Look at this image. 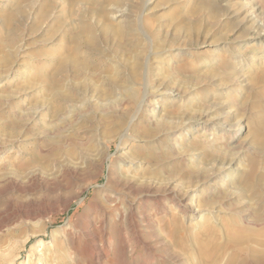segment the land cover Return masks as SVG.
Wrapping results in <instances>:
<instances>
[{
	"label": "rangeland",
	"instance_id": "374dc122",
	"mask_svg": "<svg viewBox=\"0 0 264 264\" xmlns=\"http://www.w3.org/2000/svg\"><path fill=\"white\" fill-rule=\"evenodd\" d=\"M255 1L0 0V222L11 217L0 223V264H96L91 236L103 231L98 237L111 245L104 264H141L143 247L118 249V233H130L102 201L112 184L97 187L114 162L139 183L131 197L154 225L143 228L156 256L165 252L153 231L183 264H264V131L253 128L264 125V60L252 59L262 53L245 17L264 5ZM242 72L249 82L235 90L232 78ZM166 90L171 99L155 109L166 125L148 123L147 105ZM215 99L226 102L212 114L234 110L227 123L243 119L236 148L221 127L193 131L178 122ZM233 151L243 168L216 186L209 175L228 166ZM170 180L202 211L191 216L179 207L172 219L168 201L158 210L147 189L163 197ZM30 204L46 211L21 218L18 210Z\"/></svg>",
	"mask_w": 264,
	"mask_h": 264
},
{
	"label": "bare ground",
	"instance_id": "6f19581e",
	"mask_svg": "<svg viewBox=\"0 0 264 264\" xmlns=\"http://www.w3.org/2000/svg\"><path fill=\"white\" fill-rule=\"evenodd\" d=\"M255 0H250V3L251 2H254ZM263 1V0H262ZM261 1V2H262ZM256 2V1H255ZM263 3V2H262ZM261 3V5H262ZM124 12V10H123ZM121 13H122V10L121 9H118L117 10V14H115V17H119L118 20L120 21H123L122 20V16H121ZM246 18V22H251V24H253V27L251 29V32H249L250 36H248L249 38H256L258 39V43L260 45V53H262V55H255L253 56V61H256V62H263L264 60V44H263V40H264V5L261 7L260 5H257L256 3L253 4L251 6V9L246 13L245 15ZM128 21V20H127ZM245 22V23H246ZM244 25V24H243ZM246 25V24H245ZM250 25V24H249ZM252 26V25H251ZM250 27V26H249ZM243 28V27H242ZM246 28V27H245ZM248 34V33H247ZM127 35V34H125ZM243 38V37H242ZM247 38V37H246ZM237 40V39H236ZM248 41L247 39L246 40H242V42H246ZM246 45V43L244 44ZM243 46V44H242ZM238 74V73H237ZM264 77V76H262ZM264 79V78H263ZM249 78H248V75L246 76L243 72L242 73H239V75H237L235 78H232V85H236V89L235 90H238V88H242L243 86H247L248 84V81ZM170 85V84H169ZM161 88V87H160ZM158 89L161 90V89ZM175 90V89H174ZM153 92V91H152ZM154 93V92H153ZM171 90H166L165 92L164 91H161L160 93H158L160 96L157 97L154 101H151V104H148L147 105V108L148 109H145L146 110V113L147 112L149 113L148 115H150V117L148 118L147 117V122L149 123H157L158 120H159V124H165V121L166 118L165 117H162L164 116L161 115V119L160 117L157 115H155V109H157V107L162 109L164 108L163 103H165L166 101L170 100L171 98H169L170 94H171ZM180 93V92H179ZM173 94V93H172ZM178 95V94H177ZM230 97V96H229ZM173 100V98H172ZM214 100V99H213ZM216 100V99H215ZM227 100V99H225ZM233 100V98H232ZM217 101V100H216ZM214 102L212 101L213 105H211V107L209 108H206V110L204 111H201V113L197 116H193V117H189V118H185L184 121L180 122L178 121L179 123L182 124V128L184 129L185 127H189V128H194L193 131L199 129L198 125L200 124H204L206 125V127H208L207 125H214V126H218V127H221L222 129H225V132H223L224 134H229L230 135V138H229V145H232V148L237 146L238 144V140H239V131L243 128V126H241V124L243 123V119H239V120H236V122H232L230 124H228L227 122L230 121L231 117L233 116V111H228V112H219L217 114H212L213 112L217 111L219 108L221 107H225L223 106L224 103H222L220 100L217 101V102ZM228 101V100H227ZM230 102H233V101H230ZM229 103V102H227ZM208 105V103H206ZM205 104V105H206ZM167 105V104H166ZM204 105V106H205ZM226 105V104H225ZM231 105V104H230ZM245 106V105H244ZM167 107V106H166ZM241 107V106H240ZM204 109V107H203ZM240 109H243L242 107ZM246 109V108H245ZM168 110V109H167ZM186 110V109H185ZM200 110V109H199ZM171 111V110H170ZM184 111V110H183ZM187 111V110H186ZM220 111V110H219ZM185 112V111H184ZM188 112V111H187ZM167 113H170V112H167ZM182 113V112H180ZM189 113V112H188ZM74 114V113H73ZM171 114V113H170ZM179 114V113H178ZM183 114V113H182ZM174 115V114H173ZM176 115H177V112H176ZM184 115V114H183ZM188 115V114H187ZM194 115V114H192ZM196 115V114H195ZM73 116V115H72ZM77 116V115H76ZM180 116V115H179ZM83 117V116H82ZM86 117V116H85ZM174 117V116H173ZM177 117V116H176ZM186 117V116H185ZM250 117V116H249ZM253 117V116H252ZM165 118V119H164ZM168 118V117H167ZM184 118V116H183ZM67 120V119H66ZM79 121V120H78ZM170 121V120H169ZM197 121L198 124H196L194 126L193 122ZM65 122V121H64ZM63 122V123H64ZM147 123V124H148ZM171 123V122H169ZM224 123L226 125H224ZM66 124V123H65ZM155 125V124H154ZM157 125V124H156ZM147 126V125H146ZM161 125H159L160 127ZM163 126V125H162ZM172 126V124H171ZM174 126V125H173ZM203 126V125H202ZM241 126V128H239ZM252 126V125H251ZM68 127V126H67ZM149 127H151L149 125ZM158 125H157V128H159ZM165 127V126H164ZM179 127V128H181ZM227 127H230L229 129H227ZM153 128V126H152ZM155 128V127H154ZM155 128V129H157ZM167 128V126L165 127ZM164 128V129H165ZM174 128V127H173ZM215 128V127H214ZM253 128H255L254 130H256L255 132L258 134L259 132H262L264 131V125L263 123L261 124L260 121L259 122H256L254 125H253ZM162 128V130H164ZM170 129V128H168ZM178 129V128H177ZM159 130V129H158ZM157 130V131H158ZM161 130V128H160ZM159 130V131H160ZM161 130V131H162ZM166 130V129H165ZM173 130V129H172ZM171 130V131H172ZM187 130H189L187 128ZM232 130V131H231ZM158 131V132H159ZM170 131V130H169ZM167 130L166 133L169 132ZM60 132V131H59ZM165 133V131H163ZM185 133V131H183ZM152 133V132H151ZM165 133V134H166ZM171 133V132H170ZM153 134V133H152ZM63 135V134H62ZM158 135V134H156ZM180 135V134H179ZM176 136V135H175ZM154 137V136H153ZM162 137V136H161ZM174 137V136H173ZM61 138V137H60ZM166 138V136H165ZM168 138V137H167ZM175 138V137H174ZM54 139V138H53ZM176 142V141H175ZM235 143V144H233ZM174 146V144L172 145ZM183 146V145H182ZM236 148V147H235ZM183 149H186V148H183ZM188 149V148H187ZM186 149V150H187ZM231 149V148H230ZM179 152V151H178ZM234 152V151H233ZM182 154V153H180ZM184 155V154H183ZM241 153H236L234 152L232 155H231V158H230V162H228V166H227V163H223L221 166H216L217 168L212 172L211 175H209L210 177V182L214 183L216 186H219V185H222L224 180L230 182L232 181V179L236 178L234 177L235 175H237L240 171L242 170L243 166L242 164H244L243 160H242V157H241ZM166 156V155H165ZM179 156V155H178ZM182 156V155H181ZM146 157V156H145ZM186 157V156H185ZM141 158V157H140ZM150 159L153 157H149ZM166 158V157H165ZM164 158V159H165ZM169 158V157H168ZM147 159V158H146ZM145 159V160H146ZM151 159V160H152ZM161 159V158H160ZM162 160V159H161ZM166 160V159H165ZM169 160V159H168ZM167 160V161H168ZM135 161V160H134ZM148 161V160H147ZM150 161V160H149ZM164 161V160H163ZM175 162V161H174ZM128 163V162H127ZM82 165V164H81ZM81 165H78V166H81ZM119 164H117V162H114L112 164H110V170H108L109 172L106 174V181H104L103 184H99L97 187H100V189H103L105 190L104 187H107L105 186V183L107 184H112V188L109 190H105L104 191V196H103V200L102 201H105L107 202L108 204H110V207L111 209L115 212L114 213V218L115 220H118V225H122L124 226L126 229H128L127 231L130 233V236L125 234V233H121L119 232L118 233V239H119V242L117 243V246H118V249L120 250V252H122L123 254L126 252H130V253H135V252H139V248H144L146 250V254H145V258L142 259L141 261V264H153V261L155 260L154 258L155 257H160L162 260H165V261H169L170 264H183V259H182V255H180V253L175 249V248H172L171 246H168L167 243H166V240L164 239H160L158 238L160 234L157 235V233H154L153 231V236L152 237H155L157 240H158V244L159 245H162L164 246V252L165 253H162V254H159L156 256V253L154 252L155 250V245H153L154 243H152L148 238H146L145 236V231H144V228L143 227H147V228H151L153 230V223L151 220H149V217L147 216L145 210H141V208H139L137 206V203L134 202V199H132L131 197V194H134V193H138L139 191V183L137 184H133V182L130 180H128V178H126L125 175L127 174H124V171H119V168L120 166H118ZM166 165V164H165ZM167 167V166H166ZM123 169V168H122ZM146 169V168H145ZM170 169V168H169ZM127 170V169H125ZM138 171H140V169H137ZM168 170V169H167ZM136 171V170H135ZM145 171V170H144ZM169 171V170H168ZM217 171V172H216ZM126 172V171H125ZM32 174V173H31ZM131 174V173H130ZM169 174V173H168ZM59 175V173H58ZM154 175V174H153ZM170 176L174 175L172 173L169 174ZM206 175V174H205ZM139 176V175H138ZM151 176V175H150ZM168 176V175H167ZM166 176V178H167ZM7 177V176H6ZM165 177V176H164ZM16 178V177H15ZM144 178V177H143ZM204 178V177H203ZM208 178V179H209ZM53 179V178H52ZM158 179V178H157ZM200 179V178H199ZM136 180V179H135ZM138 180V179H137ZM174 180V179H173ZM202 180V179H201ZM141 181V180H140ZM161 182V181H160ZM157 183V182H156ZM20 184V183H19ZM151 184V183H150ZM202 184H197V186L194 188L196 190H201V187H202ZM15 186H17L18 184L15 182L14 183ZM152 185V184H151ZM200 186V187H199ZM149 187V186H148ZM177 188V187H176ZM200 188V189H199ZM109 189V188H108ZM148 192L150 193V201H152L156 207L161 210H165L167 206V204L165 203V201H168L169 204H171L169 206V215H171L172 219H175L176 218V212L177 210L179 209V207L182 208V211L184 213H189L191 216L193 214H196V212H201L202 209H199V205L198 207H194V205L192 204L193 202L190 203V197H192V195L190 194H183V195H180L178 196V193L176 194L175 190H174V187H173V183H172V180H170L168 186H167V194H165L163 197H161L159 195V192L153 190L151 192V190H149V188L147 189ZM162 191V190H161ZM187 191V189H186ZM195 192V191H194ZM141 193V192H140ZM181 193V192H180ZM186 193V192H184ZM147 194V193H146ZM193 194V193H192ZM140 196V195H139ZM144 200L146 201L147 198H148V195H144ZM136 199V198H135ZM101 200V199H100ZM140 200V199H139ZM9 203V202H8ZM104 203V202H103ZM107 204V205H108ZM140 204V203H139ZM146 204V203H145ZM8 205V204H7ZM42 205V204H41ZM45 205V204H44ZM104 206V205H103ZM105 207V206H104ZM108 207V206H107ZM109 207V209H110ZM166 207V208H165ZM205 207V206H204ZM11 208V207H10ZM201 208V207H200ZM12 209V208H11ZM16 209V208H15ZM18 209V208H17ZM16 209V210H17ZM99 209H104L102 207V205H99ZM46 211V209H42V208H39V207H36V205L34 204H30L28 207H27V210L25 211L24 209H21V210H18L19 211V216L21 218H25V219H28V220H34V219H37V217H41L42 214H44V212ZM101 210V211H102ZM111 210V211H112ZM227 210V209H226ZM13 211V210H12ZM168 211V209H167ZM9 213V212H8ZM12 213V212H11ZM13 214V213H12ZM4 215V214H3ZM7 215V214H6ZM4 215V216H6ZM11 215V214H10ZM14 215V214H13ZM102 216V215H101ZM11 217L10 216H6L3 218V221H10ZM19 219V218H18ZM171 219V220H172ZM1 220V219H0ZM2 221V223H3ZM101 222V221H100ZM1 223V222H0ZM1 223V224H2ZM73 223V222H72ZM71 222H67V224L64 226L63 228V231H65V234H66V237H65V244L66 246H69L70 244H75V240L73 239V234L72 236L68 233V230L69 229H72L74 227V225L72 224ZM114 223V222H113ZM155 223V222H154ZM10 224V223H9ZM174 224V223H173ZM176 224V223H175ZM174 224V226H175ZM8 225V224H6ZM106 225L105 223L103 224V229L105 230V226ZM169 226V225H168ZM161 227V226H160ZM83 228V227H82ZM86 228V227H85ZM85 228L82 229V232L85 231ZM155 228V227H154ZM10 230V229H9ZM124 230V229H123ZM146 230V229H145ZM165 230V228H164ZM95 231V230H94ZM125 231V230H124ZM157 231V230H156ZM72 232V231H70ZM177 232V229L176 227H169L168 229V232H167V235L168 233L172 234L174 237H175V233ZM73 233V232H72ZM91 233V232H90ZM99 233V232H98ZM147 233V231H146ZM89 234V232L87 233ZM101 238H103L106 234V231L103 233H100ZM147 235V234H146ZM90 236V235H89ZM96 234L95 235H92L91 236V245L89 247V253L91 255V257H93L94 259L97 260V263L96 264H104L103 261L106 259L107 257V254H108V251L109 249L111 248V245L107 242V241H104L103 239L99 238ZM154 239V238H153ZM155 239V240H156ZM157 244V245H158ZM175 244L178 245V240L176 239L175 237ZM42 245V242L39 244V246ZM22 246V245H21ZM116 246V245H115ZM163 249V248H162ZM41 250V249H39ZM38 252V250H37ZM119 252V253H120ZM154 252V253H153ZM56 253V252H55ZM161 253V252H160ZM122 254V255H123ZM37 256V255H35ZM42 256V255H40ZM206 257V256H205ZM41 258V257H40ZM168 264V263H167ZM186 264V263H185Z\"/></svg>",
	"mask_w": 264,
	"mask_h": 264
}]
</instances>
